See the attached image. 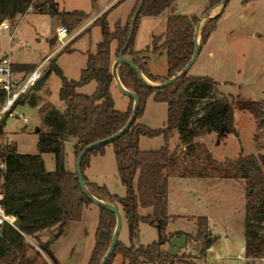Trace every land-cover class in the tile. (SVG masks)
I'll return each mask as SVG.
<instances>
[{
	"label": "trees",
	"instance_id": "obj_1",
	"mask_svg": "<svg viewBox=\"0 0 264 264\" xmlns=\"http://www.w3.org/2000/svg\"><path fill=\"white\" fill-rule=\"evenodd\" d=\"M221 1L209 0L208 12L205 11L201 17L170 15L165 33L153 37L152 49L136 51L140 19L143 16L158 17L174 4V0H138L125 27L118 23L112 31L107 14L95 22L101 29L102 41L97 45L95 53L88 54L87 65L81 71L79 80L67 79L56 60L51 62L45 79L53 73L60 77L59 99L63 102L64 109H58L52 104L43 106L41 125L37 128V155L19 154L13 144L1 151L8 167L4 183V204L9 213L19 217L22 232L34 236L44 232L55 233L58 229L62 231L79 223L86 207L92 205L82 191L77 173L68 172L65 168L66 144L71 140L75 141L74 155L77 159L85 147L115 135L128 123L134 105L133 99L129 98L128 109L123 112L116 109L112 96V87L115 85L112 75V43H118L115 55L117 60L128 39L131 20L139 4L144 2L124 56L132 59L149 81L163 83L177 76L190 62L195 51L194 36L197 25L203 18L209 17L207 13L214 10ZM35 2L36 0H0V24L5 20L14 21L32 8L41 15L57 18L71 33L89 17L87 13L79 10L61 12L55 0H43L40 4ZM220 17L204 24L199 41L201 50L216 30ZM159 53L167 56L168 70L164 77L152 74L147 67L149 55ZM16 66L17 64L13 66L14 71ZM20 67L19 70L27 71V74L35 69L34 65ZM118 74L124 87L137 94L140 99L137 120L121 138L111 144L96 147L85 155L82 161L83 176L88 189L96 198L120 208L128 224L131 241L138 234L141 223L156 222L160 238L146 247H126L118 241L107 264L112 262L116 254L122 255L123 264H175L180 260V256H173L162 250L163 245L177 235H182L166 233L170 221L177 219L168 214L169 182L175 176L245 181V257L264 258V233H261L264 230V154H240L236 160L220 162L213 158L210 150L195 142L196 138L213 132L222 138L226 135L224 129L238 136L235 110L247 112L253 117L257 133L254 140L257 142L260 134L264 133V101H246L241 96L221 95L208 102L204 106L203 114H199L196 110L199 101L212 98L213 93L219 92V83L210 77H193L188 73L170 86L158 89L143 83L137 73L125 64L119 67ZM92 82L97 83V89L92 95L78 92ZM151 96L156 102L167 105V122L164 128L152 129L139 122ZM5 97V93L0 92V103ZM174 132L179 135V141L184 147L182 150H178L179 146L173 150L170 148V139ZM142 137H163L164 145L159 150L142 151ZM110 145L114 149L119 179L126 188L124 198L112 195L105 186L90 183L84 175L90 159L103 155ZM42 154L55 156L54 172L46 170ZM99 210L95 247L89 264L101 263L112 243L117 224L115 214L102 208ZM197 233L198 239L203 241L204 251L210 249L214 239L210 234L207 217L198 218ZM53 236L54 239L57 238V235ZM49 243L50 241L41 248L54 264H59L48 251ZM29 248L30 245L18 231L6 227L0 232V264H40L37 258L29 255ZM42 264L48 262L43 261Z\"/></svg>",
	"mask_w": 264,
	"mask_h": 264
},
{
	"label": "rangeland",
	"instance_id": "obj_2",
	"mask_svg": "<svg viewBox=\"0 0 264 264\" xmlns=\"http://www.w3.org/2000/svg\"><path fill=\"white\" fill-rule=\"evenodd\" d=\"M109 1L111 0H67L72 9L89 11L90 14H88L89 17L85 22L71 32V35L79 33L77 39L65 51L55 56L44 68L42 80L32 90V94L35 93L37 97V106L32 107L26 101H22L18 105L17 114L27 116L30 119L29 123L25 124L23 119L19 117L7 120L4 128V138L16 145L18 153L25 155L38 154L36 129L40 128L41 125L40 115L44 109L41 107L55 103L56 100L58 104L59 89L61 87L60 77L52 74L49 82L48 79H45V74L50 68L51 62L55 61L58 56L65 54L60 59L65 76L70 80H79L78 67L82 65V56L78 52L69 54L73 52V44L80 40L82 35L91 34L92 29L98 27L91 37L92 48H94V45L98 42L96 39L102 37L101 29L95 25V22L101 20L107 14V20L112 31L115 30L118 23L121 27H125L129 23L131 14L138 2V0H135L134 7L130 10L133 0H129V10L125 12L127 7H120L125 0H120L108 11L93 19V15ZM42 2L43 0H36L35 4ZM209 4V0H174L173 6L177 9L171 7L158 17L143 16L139 21L136 38L137 47L145 50L152 49L153 37H159L165 33L167 19L170 15L178 13L177 15L201 17L207 11ZM218 10L219 8L216 7L207 14L212 16ZM31 12L34 14H29L21 21L17 31L18 40L12 46V60L14 64H17L15 70L19 73L27 72L19 70L20 65H38L45 56L52 52L54 45L57 43L56 35L54 41H52L53 44L48 41L56 28L54 19L46 15H40L36 10ZM91 20L92 23L87 26ZM13 22L16 24L17 19ZM57 24L62 27L60 21ZM202 29L203 27L200 31L199 41L201 40ZM216 29L211 40L203 46L200 56L189 71L190 76L210 77L219 83L218 93L211 94L212 98L199 101V106L196 109L199 114H203L204 106L208 102L221 95L226 97L231 95L234 97L241 96L246 101H264V0L228 1L217 22ZM117 44V41L112 43L115 48L114 53L112 52L113 62L116 61ZM89 46L90 39L84 37L75 48L86 50ZM3 48H5L3 52H10L6 35L0 37L1 52ZM86 52L90 53V51ZM86 52L82 53L86 54ZM149 57L147 67L150 72L160 77L166 76L168 70L166 54H150ZM36 67L34 66L33 69ZM95 83L87 87L86 91L96 85ZM39 89L42 91L41 94L38 93ZM94 92H88L89 94L86 95H92ZM112 96L116 109L125 111L128 97L116 86L112 87ZM234 117L238 136L224 129L226 135L222 138H219L218 134L213 132L196 138L195 142L205 146L212 152L213 158L220 162L227 159L236 160L240 154L244 156L264 154V133L260 134L258 141L255 142L254 139L257 133L256 122L253 117L247 112L238 110H235ZM139 122L152 129L164 128L167 122V105L156 102L151 96ZM175 137H177L176 146H179L178 150H182L184 147L179 141L178 133L174 132L172 134L170 142H174ZM201 139L202 141H200ZM163 145V137H143L140 147L142 151H150L159 150ZM69 153L70 145L68 144L66 146L65 161H68ZM43 159L46 169L56 170V159L53 154H44ZM102 160L103 168L110 174L103 179L102 186H105L112 195L124 198L126 188L122 185L117 173L113 146L110 145L106 148V155ZM211 180L213 181H209L207 184L188 182L183 185L181 183L172 185L170 192L172 210L176 211L177 214L188 216L170 221L166 230L167 234H186L188 236L187 247L181 250L178 255L181 257V262L178 260L175 264H262L258 259H247L244 256L245 181L225 180L216 177H212ZM92 206L95 205L92 204L86 208ZM143 214L146 213L143 212ZM198 215L206 216L209 219L210 234L214 239L213 246L205 251L203 241L197 237L199 217L193 218ZM99 218L93 213L83 212L81 221L76 225H70L68 229L62 231L58 229L55 233L51 231L31 236L29 242H27L30 245L29 255L37 258L40 264L43 261L54 264L41 248L42 245L50 241L48 251L54 255L59 264H89L95 247V234ZM53 233L57 235L56 239H54ZM261 233H264V230ZM177 237H180V235H177ZM159 238L157 227L151 226L150 223H141L138 234L131 241L129 227L126 220H124L119 241L126 247H146L159 241ZM167 245L168 247L162 246L164 252H169V244L167 243ZM214 245L216 246L214 247ZM110 264H123L122 255L116 254ZM141 264L150 263L143 262Z\"/></svg>",
	"mask_w": 264,
	"mask_h": 264
},
{
	"label": "built area",
	"instance_id": "obj_3",
	"mask_svg": "<svg viewBox=\"0 0 264 264\" xmlns=\"http://www.w3.org/2000/svg\"><path fill=\"white\" fill-rule=\"evenodd\" d=\"M33 11V9L31 8ZM6 35L10 46V51L14 42L18 40L17 25L12 20H5L0 24V37ZM78 34L71 35L65 28L60 27L57 30V43L50 54H48L37 67L29 74L19 73L13 70L15 65L12 60L11 53L0 51V92L5 93L6 97L0 103V232L4 228H12L24 236L29 242L31 236L26 235L20 230L19 217L15 214L9 213L4 204L5 191L4 183L7 173V162L1 155V151L12 142H8L5 136V125L9 118L19 117L23 119L25 124H28L30 119L27 116L17 114L16 109L20 102H29L33 88L42 80L44 76V68L46 65L58 54L62 53L71 42L77 37ZM4 124V127H2ZM264 264V258L258 259Z\"/></svg>",
	"mask_w": 264,
	"mask_h": 264
},
{
	"label": "water",
	"instance_id": "obj_4",
	"mask_svg": "<svg viewBox=\"0 0 264 264\" xmlns=\"http://www.w3.org/2000/svg\"><path fill=\"white\" fill-rule=\"evenodd\" d=\"M97 1V0H95ZM230 0H222L221 3L217 6L219 8L218 12L212 16L209 17H205L201 20V22L197 25L196 27V31H195V36H194V41H195V51H194V55L192 57V59L190 60V62L187 64V66L175 77L163 82V83H154L149 81L142 73V71L140 70L139 67H137L134 62L132 61V59L127 58L124 56V53L127 49V47L129 46L133 34H134V29H135V23L136 20L140 14V11L143 7V3L141 2L137 8V10L135 11L132 20H131V25H130V32H129V36L128 39L124 45V47L122 48L117 60L114 62L113 66H112V75L114 77V81L116 86L118 87V89L125 94L128 98L133 99L134 101V105H133V109H132V113H131V117L128 121V123L126 124V126L119 132H117L115 135L93 143L87 147H85L79 154V156L76 159V164H75V173H77L78 178H79V182H80V186L82 188L83 193L85 194V196L92 202L93 205L97 206L98 208H102L105 210H108L110 212H112L113 214H115L116 219H117V224H116V229L112 238V243L109 247V250L107 251L106 255L104 256V258L102 259L100 264H107L108 261L110 260L111 256L113 255L118 241H119V236L121 234L122 228H123V224H124V217L123 214L121 212V210L119 209L118 206L110 204V203H106L104 201L99 200L98 198H96L88 189L87 184L85 182L84 176H83V172H82V161L85 157V155L90 152L91 150H93L96 147L102 146V145H106V144H111L112 142H114L115 140L121 138L123 135H125L128 130L130 129V127L136 122L137 120V114H138V110L140 107V99L138 97L137 94H135L134 92L126 89L124 87V85L122 84L120 78H119V74H118V69L121 65H127L130 68H132L138 75V77L140 78V80L145 83L146 85L150 86V87H154V88H158V89H163L165 87L170 86L172 83H174L176 80L180 79L181 77H183L184 75L188 74L190 69L192 68V66L195 64V62L197 61L198 57L200 56L201 53V47H200V42H199V36H200V31L201 28L203 27V25L209 21L212 20L214 18H217L219 16H221L223 9L225 8V6H227V2ZM28 104L32 107L37 106V97L36 94H32L30 96L29 102ZM38 129H36V133H38ZM151 224V223H150ZM187 235L186 234H182L180 237L174 238L173 240H171L169 242L170 244V249L169 252H171V254L173 256H177L179 255V251L183 248H185L187 246Z\"/></svg>",
	"mask_w": 264,
	"mask_h": 264
},
{
	"label": "crops",
	"instance_id": "obj_5",
	"mask_svg": "<svg viewBox=\"0 0 264 264\" xmlns=\"http://www.w3.org/2000/svg\"><path fill=\"white\" fill-rule=\"evenodd\" d=\"M118 1H120V0H111V1H109L103 8H101L99 11H97V13L96 14H94L93 15V19L95 18V17H97V16H100L102 13H104V12H106V11H108L113 5H115ZM55 2L58 4V6H59V10L61 11V12H71V11H75V10H79V11H83V12H85V13H87V14H90V12L89 11H85V10H81V9H72L71 7L72 6H69V4H68V2H67V0H55ZM134 4H135V0H133V2H132V4H131V9L130 10H132L133 9V7H134ZM125 6V7H124ZM120 7H124V8H126L127 7V10H125V12L126 11H128L129 10V0H125L124 2H123V4L120 6ZM173 7H175V6H173ZM176 8V7H175ZM177 9V8H176ZM32 10L30 9L25 15H22V16H18L16 19H17V23H16V25H17V31H18V29H19V26H20V23H21V21L22 20H24L25 19V17L26 16H28L29 14H31V13H33V12H31ZM177 11V10H176ZM34 14V13H33ZM178 14V13H177ZM41 15V14H40ZM181 15H183V14H181ZM46 16H48V15H46ZM50 17V16H49ZM51 18H53V17H51ZM54 19V21H55V23H56V28L54 29V31H53V33L51 34V37L50 38H48V41H50V43H52V41H54V37H55V35H56V37H57V30L60 28L59 27V25L57 24L58 22H59V20L57 19V18H53ZM92 19V20H93ZM110 19V18H109ZM92 20L87 24V26H89L91 23H92ZM98 27H95L94 29H92V31H91V34H89V33H87L88 35H82L81 36V39L82 38H84V37H87L88 39H90V46H89V48L88 49H86V50H78L77 48H75V46L81 41V39L80 40H78V41H76L74 44H73V46H72V49H73V52H71V53H69V54H74V53H76V52H78V53H80V55L82 56V65H81V67L79 66L78 68H79V78H80V75H81V71L86 67V65H87V60H88V53L86 52V51H90V53H95L96 52V48H97V45L102 41V37L99 39H96L98 42L94 45V48H92V41H91V37H92V34H94V32L96 31V29H97ZM217 30V29H216ZM215 30V31H216ZM214 31V32H215ZM214 32H213V34L212 35H214ZM56 33V34H55ZM79 34V33H78ZM212 35H211V37H210V39H209V41L211 40V38H212ZM153 36V35H152ZM57 39V38H56ZM208 41V42H209ZM5 48H3L2 49V52H3V50H4ZM114 47L112 46V52L114 53ZM135 49H136V51H142V50H145V49H139V47H137V41H136V46H135ZM1 51V50H0ZM82 52H86V54H84V53H82ZM8 53H11V55H12V49H11V51L10 52H8ZM50 54V53H49ZM65 54H63V55H60V56H58L57 58H56V63H57V65L62 69V71H63V73H64V75H65V71H64V69H63V67L61 66V64H60V59L64 56ZM46 57V56H45ZM44 57V58H45ZM43 58V59H44ZM42 59V60H43ZM41 60V61H42ZM32 65V64H31ZM34 66H37L36 64H33ZM21 73H24V72H21ZM54 74V73H53ZM66 77V76H65ZM50 79H51V76L48 78V82L50 81ZM68 79V78H67ZM70 80V79H69ZM92 83H94V82H92ZM92 83H90V84H88V85H86V86H84V87H82V88H80L79 90H78V92H80L81 94H89L88 92H92V91H95L96 89H97V83H95L96 85H94L89 91H86V88L87 87H89V86H91V84ZM48 85H49V83H48ZM114 86H116V84L114 85ZM117 87V86H116ZM61 88V87H60ZM60 90V89H59ZM39 94H41L42 93V91H40V89H39V92H38ZM91 94V93H90ZM40 96V95H39ZM129 99V98H128ZM52 105H54L55 107H57L58 109H64V104H63V102H61L60 101V99L58 100V104H57V100L55 101V103H51ZM128 106H129V100H128V103H127V105H126V110L128 109ZM41 108H43V106L41 107ZM125 110V111H126ZM124 112V111H123ZM143 138V137H142ZM142 138H141V141H140V144L142 143ZM176 139V140H175ZM203 139V138H202ZM202 139L200 140V141H202ZM198 141V140H197ZM206 142V141H205ZM176 143H177V137H175L174 138V142H170V148L173 150L175 147H176ZM70 145V153H69V158H68V161H65V168H66V170L68 171V172H75V164H76V159H75V155H74V145H75V141L74 140H71V141H69L67 144H66V146L67 145ZM207 144V143H206ZM141 148V147H140ZM149 151V150H148ZM65 153H66V149H65ZM212 153V152H211ZM20 154V153H19ZM43 155L44 154H42V157H43ZM106 155V151H105V153L103 154V155H97V156H93L91 159H90V161H89V164H88V166L86 167V169H85V171H84V175H85V177L88 179V181L90 182V183H93V184H97V185H99V186H102V184H103V179H105L107 176H109L110 174L109 173H107V171H106V169L105 168H103V160H102V158H104V156ZM44 160V159H43ZM45 162V161H44ZM117 165V164H116ZM45 168H46V166H45ZM48 172H54V171H50V170H48V169H46ZM117 173H118V170H117ZM219 179V178H218ZM231 180H233V179H231ZM209 181H213V180H211V178H206V179H202V178H177V177H175V178H171L170 179V182H169V207H168V214H169V216L171 217V218H181V217H188V216H185V215H180V214H177L176 213V211H173L172 210V204H171V198H170V192H171V188H172V185L173 184H175V183H181V185H183L184 183H188V182H196V183H198V184H207ZM237 181V180H236ZM84 212H90V213H93L95 216H98V218H99V210H98V208L96 207L95 208V206H92L91 208H86L85 209V211ZM193 217V216H192ZM196 217H203V216H200V215H198V216H194L193 218H196ZM206 217V216H205ZM172 221V220H171ZM76 224H78V223H76ZM75 224V225H76ZM99 224V223H98ZM151 226H154V227H157V223L156 222H152L151 224H150ZM69 227H67V229H68ZM123 229V228H122ZM170 234V233H169ZM169 244V243H168ZM213 246V245H212ZM216 245H214V247H215ZM163 247H168V245L166 244V245H164ZM187 247V246H186ZM185 247V248H186ZM213 247V248H214ZM185 248H183V249H185ZM169 249H170V244H169V248H168V251H169ZM183 249H181V250H183ZM181 250L179 251V253L181 252ZM213 250V249H212ZM171 253V252H170ZM244 256H245V247H244ZM241 257H242V255H241ZM147 263H150V262H147ZM151 264V263H150Z\"/></svg>",
	"mask_w": 264,
	"mask_h": 264
}]
</instances>
